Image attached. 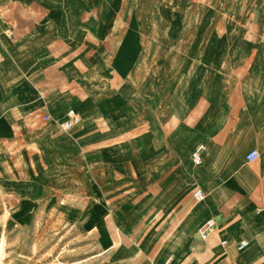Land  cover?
Segmentation results:
<instances>
[{
	"label": "crops",
	"instance_id": "obj_1",
	"mask_svg": "<svg viewBox=\"0 0 264 264\" xmlns=\"http://www.w3.org/2000/svg\"><path fill=\"white\" fill-rule=\"evenodd\" d=\"M136 8L0 0V181L18 157L17 178L0 187L37 200L51 172L94 203L112 194L96 264H264V23L245 50L211 53L222 74L201 85L187 21H142ZM69 109L81 120L62 133ZM90 162L102 164L92 182Z\"/></svg>",
	"mask_w": 264,
	"mask_h": 264
},
{
	"label": "rangeland",
	"instance_id": "obj_2",
	"mask_svg": "<svg viewBox=\"0 0 264 264\" xmlns=\"http://www.w3.org/2000/svg\"><path fill=\"white\" fill-rule=\"evenodd\" d=\"M136 14L144 21L151 14L155 21L181 18L185 30L199 41L201 85L211 83L222 74V60L210 59L213 52L245 50L242 38L254 39L264 23V0H134ZM175 5L181 11H174ZM179 15V16H178ZM158 23V22H157ZM259 25L261 27H259ZM264 25V24H263ZM262 35V33H260ZM264 35V32H263ZM249 50H254L253 45ZM80 123L81 117L78 115ZM106 125H99L102 130ZM62 133H66L61 130ZM17 156L9 157L8 167L1 173L2 183L17 178ZM102 164L90 162L89 181L95 180ZM95 170V171H94ZM110 176L115 173L111 170ZM48 173L51 186L39 190L37 200L18 199L11 188L0 187V264H96L100 228L112 227L116 205L110 198L94 203L79 188L60 185ZM80 186V173L72 177ZM100 182V181H99ZM94 183V182H93ZM56 185V186H55ZM76 192V194H73ZM109 200V202H107ZM115 207V208H114Z\"/></svg>",
	"mask_w": 264,
	"mask_h": 264
},
{
	"label": "built area",
	"instance_id": "obj_3",
	"mask_svg": "<svg viewBox=\"0 0 264 264\" xmlns=\"http://www.w3.org/2000/svg\"><path fill=\"white\" fill-rule=\"evenodd\" d=\"M67 117L65 120H63L60 123V128L63 131H68L70 130L78 121V114L73 110V109H69L66 113ZM45 120H49L50 116L48 114H46L44 116ZM203 149V146L200 145L198 146L194 152L191 155V161L194 165H199L201 163V151ZM259 156V152L256 149H252L250 150L247 154H246V160L248 162H252L254 160H256ZM204 191H202L199 188H195L193 191V195L195 197L196 200H201L204 197ZM214 228V222L211 219L206 220L203 225L199 228V236L201 239H205L208 235V231L209 230H213ZM221 243H225V241H221ZM246 244V240H241L238 243V247L241 248Z\"/></svg>",
	"mask_w": 264,
	"mask_h": 264
},
{
	"label": "bare ground",
	"instance_id": "obj_4",
	"mask_svg": "<svg viewBox=\"0 0 264 264\" xmlns=\"http://www.w3.org/2000/svg\"><path fill=\"white\" fill-rule=\"evenodd\" d=\"M191 152V151H190Z\"/></svg>",
	"mask_w": 264,
	"mask_h": 264
}]
</instances>
